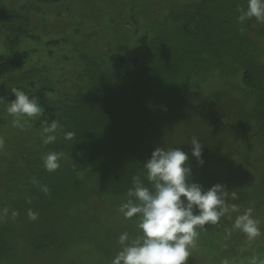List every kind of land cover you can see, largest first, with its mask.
Segmentation results:
<instances>
[{
	"label": "trees",
	"instance_id": "trees-1",
	"mask_svg": "<svg viewBox=\"0 0 264 264\" xmlns=\"http://www.w3.org/2000/svg\"><path fill=\"white\" fill-rule=\"evenodd\" d=\"M61 1L0 0V101L9 104L20 89L43 109L34 122L42 138L22 157L21 182L24 204L40 211L42 225L15 238L1 234L11 238L5 244L62 252L72 264H112L121 234H128L126 243L142 235L139 218L120 211L134 177L148 185L144 162L155 148H180L175 120L186 116L191 94L208 77L219 83L197 95L205 100L199 105L221 108L208 124L190 129L202 144L203 166L191 155L192 139L181 148L193 160L190 179L205 189L223 184L227 197H264V26L255 17L240 21L248 0H163L165 16L131 22L132 47L131 26L115 15L124 29L104 41L103 32L72 22L71 10L49 23L46 7ZM102 3L91 8L102 14ZM42 36L47 44L72 40L76 62L60 66L22 48ZM52 121L56 139L45 143L43 128ZM52 152L60 166L48 171L43 159ZM101 202L109 211L96 208Z\"/></svg>",
	"mask_w": 264,
	"mask_h": 264
},
{
	"label": "rangeland",
	"instance_id": "rangeland-1",
	"mask_svg": "<svg viewBox=\"0 0 264 264\" xmlns=\"http://www.w3.org/2000/svg\"><path fill=\"white\" fill-rule=\"evenodd\" d=\"M98 1L62 0L59 4L46 7L44 17L50 23L60 12L66 9L71 10L72 15L75 16L72 22L83 30L90 28L92 31L95 29L96 32H103L102 40L104 41V39L115 38V30L121 32L124 29L122 27L121 30V26L113 18L115 15L118 19L123 18L126 25L131 26L130 43L132 47L137 42L134 39V34H137L136 27L131 23L133 19L144 24L148 21L146 19L148 16L151 18V15L157 13L160 17L165 16V1L163 0H102L104 3L97 6L103 9L102 14L94 11L93 7L91 8ZM158 3L160 4L157 5ZM67 13H65L66 17H70ZM262 25L264 26V21ZM69 31L71 32V28ZM143 31L141 28L138 35H142ZM70 35L72 39H77L79 36L73 30ZM46 38L42 36L41 43L35 40L26 43L22 48L34 54L37 52L46 60L50 59L52 63H58L60 66H66L68 61L76 62L75 52L71 49L72 40L69 44H47L48 39ZM3 45V41H0V48H4ZM24 49H21L20 53H23ZM51 53L52 57L49 56ZM65 56L70 59H65ZM206 80L204 82L201 80L197 90L191 94L193 97L186 105V108H189L186 116L178 121L175 120L173 136L175 135L174 141L180 149L184 150L186 144L193 138L190 129L208 124L213 118L210 114L219 115L220 113L215 110L217 108L220 110V106L211 105L206 109L204 104L199 105L205 100L199 99L197 95L214 91L219 83L216 76L208 77ZM197 99L199 100L193 103ZM7 106L8 104L0 101V235L13 236L14 234L15 238L29 230L33 224L42 225L40 211L25 206L24 201L27 197L21 189V182L26 179L22 157L38 145L42 138V131L35 128V117L10 115L6 110ZM186 153L189 155V152ZM192 162L189 155L187 163L191 165ZM226 203L229 211L217 224L197 226L198 238L194 246L190 248L186 264H264V197H226ZM232 205H236V211L231 210ZM102 206L109 211L110 204L108 203L101 202L96 208L101 209ZM249 208L253 210L252 216L259 222L260 230L259 235L251 238L234 227L236 217L244 214ZM29 213L34 214L36 218L32 219ZM9 239H11L9 236L0 237V241L4 244V241ZM2 248L3 244L0 243V264H72L70 257L62 252L33 253L28 245H23V243L19 244L17 249L8 244L4 247L6 251Z\"/></svg>",
	"mask_w": 264,
	"mask_h": 264
},
{
	"label": "clouds",
	"instance_id": "clouds-1",
	"mask_svg": "<svg viewBox=\"0 0 264 264\" xmlns=\"http://www.w3.org/2000/svg\"><path fill=\"white\" fill-rule=\"evenodd\" d=\"M255 17L264 21V0H248V7L239 17ZM15 99L7 106V112L13 116L38 117L42 107L38 100L29 97L20 89H13ZM46 123V122H45ZM57 121L43 128L45 143L53 142ZM74 134H65L71 139ZM191 155L203 166V147L195 137L191 141ZM189 155L180 148L165 149L157 147L151 157L144 162L145 184L139 176L134 177L133 187L128 191L129 199L123 203L120 211L126 219L137 216L142 235L127 242V233L121 234L119 241L122 249L112 259V264H186L190 248L198 238L197 226L209 223L217 224L229 211L226 203V186L220 183L205 187L190 179L192 168L187 163ZM48 171L59 168L57 153H49L43 159ZM46 191V188H45ZM236 211V205H232ZM249 208L236 217L234 227L250 238L259 235L258 221ZM15 215V213H13ZM32 219L35 215L29 213Z\"/></svg>",
	"mask_w": 264,
	"mask_h": 264
}]
</instances>
